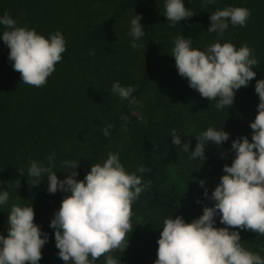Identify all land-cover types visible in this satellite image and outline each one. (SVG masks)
I'll return each instance as SVG.
<instances>
[{
  "label": "trees",
  "instance_id": "16d2710c",
  "mask_svg": "<svg viewBox=\"0 0 264 264\" xmlns=\"http://www.w3.org/2000/svg\"><path fill=\"white\" fill-rule=\"evenodd\" d=\"M227 6L250 10L245 26L229 24L222 37L207 32L210 13ZM185 7L194 15L170 27L163 0H0V15L7 12L19 26L46 38L60 31L66 41L62 60L46 84L35 87L20 81L0 40V187L9 191L8 204L0 207V234H7L12 204L31 205L34 223L48 237L39 264H64L49 223L68 193H49L46 178L32 185L34 178L27 176L31 161L47 163L45 158L54 152L53 171L59 179L68 175L62 160L78 161L75 179L82 180L91 164L102 163L109 152L119 154L128 172L148 168L137 173L151 184L132 205L128 244L111 254L120 264H153L163 220L198 218L213 203L209 197L224 174L223 165L232 162L231 141L247 136L251 142L249 124L259 103L254 86L264 78V0H216L206 6L201 0H185ZM133 14L141 16L145 30L137 49L129 44ZM179 35L191 38V46L199 50L217 40L253 50L256 76L235 92L229 108L217 109L215 100L202 98L177 73L170 52ZM114 81L135 86L138 103L112 95ZM122 114L128 117L126 131ZM108 124L113 127L105 137L101 129ZM208 127L228 132L229 139L220 146L207 145L204 161L190 160V152L171 143L175 129L191 151L195 135ZM215 219V227L224 226ZM239 231L241 244L264 256V236ZM95 264H104V257Z\"/></svg>",
  "mask_w": 264,
  "mask_h": 264
},
{
  "label": "clouds",
  "instance_id": "9594fccd",
  "mask_svg": "<svg viewBox=\"0 0 264 264\" xmlns=\"http://www.w3.org/2000/svg\"><path fill=\"white\" fill-rule=\"evenodd\" d=\"M216 0H201L203 5ZM163 16L174 27L194 15L185 7V0H163ZM251 12L246 7L227 6L210 13L207 32L222 37L229 24L245 26ZM141 16L130 19L129 44L133 49L141 47L145 35ZM0 40L9 49L7 58L13 70L19 72L20 81L41 87L62 60L66 41L60 31L47 38L35 29L19 26L7 12L0 15ZM192 39L179 35L173 41L170 55L174 58L177 73L186 78L190 88L202 98L215 100V107L222 109L232 105L235 92L247 87L256 76L258 65L253 50L247 45L237 48L231 42L219 40L203 50L194 48ZM135 86H122L119 81L111 84V94L130 105L138 101L133 93ZM254 91L258 95L257 114L250 122L251 142L247 136L233 139L230 149L234 157L230 165H223V175L211 192V206H204L202 214L190 222L181 216L163 220L156 241V259L153 264H264V256L241 244L239 230H251L264 236V78L256 80ZM126 131L128 117L121 115ZM108 124L101 129L102 135L110 136ZM171 143L190 152V160H205L207 145H222L229 133L208 127L195 135L196 143L189 150L188 143L181 142L180 134L171 130ZM47 163L31 161L27 176L32 185L47 179V191L68 193L53 213L49 227L54 230L57 256L64 264H95L101 256L104 264H120L111 253H121L128 244L133 229L130 219L132 205L151 184L142 175L149 171L141 166L128 172L119 154L109 152L102 163L91 164L82 180L75 179L78 161L62 160L61 167L67 172L59 179L55 153L48 155ZM22 175L24 169L19 171ZM201 184L203 182L201 181ZM208 196V193H204ZM9 202L8 188L0 187V207ZM199 202V201H198ZM218 216L223 227H215ZM47 234L34 223V210L30 206L12 204L7 214V234H0V264H39L41 249L47 242Z\"/></svg>",
  "mask_w": 264,
  "mask_h": 264
},
{
  "label": "rangeland",
  "instance_id": "374dc122",
  "mask_svg": "<svg viewBox=\"0 0 264 264\" xmlns=\"http://www.w3.org/2000/svg\"><path fill=\"white\" fill-rule=\"evenodd\" d=\"M112 106H115V105H112Z\"/></svg>",
  "mask_w": 264,
  "mask_h": 264
}]
</instances>
